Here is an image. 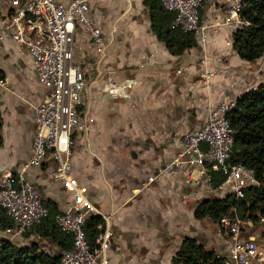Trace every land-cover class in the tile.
<instances>
[{
    "label": "crops",
    "instance_id": "crops-1",
    "mask_svg": "<svg viewBox=\"0 0 264 264\" xmlns=\"http://www.w3.org/2000/svg\"><path fill=\"white\" fill-rule=\"evenodd\" d=\"M87 1L108 45L99 60L83 26L77 25L74 56L87 78L83 106L95 119L89 130L73 137V173L112 217L111 264H176L188 237L226 256L232 239L219 232L213 217L197 216L201 203L222 197L220 189L205 180L187 182L184 171L148 178L175 157L179 137L204 120L212 106L264 82V54L252 61L238 54L233 46L236 29L224 22L221 0L206 2L201 10L208 25L205 44L198 39L182 54L171 53L153 31L145 0ZM13 10L12 0H0V70L5 79L0 83V178L27 162L36 132L34 106L48 94L42 82L30 77L31 54L6 28ZM109 75L120 85L129 80V86H120L119 95L107 92ZM52 165L49 158L26 167L25 174L45 198L64 208L71 196L52 177ZM251 229L245 237L264 239L262 229ZM0 238L10 239L1 227ZM30 239L21 235L16 242L26 245ZM43 240V248L56 251L55 243Z\"/></svg>",
    "mask_w": 264,
    "mask_h": 264
},
{
    "label": "built area",
    "instance_id": "built-area-1",
    "mask_svg": "<svg viewBox=\"0 0 264 264\" xmlns=\"http://www.w3.org/2000/svg\"><path fill=\"white\" fill-rule=\"evenodd\" d=\"M215 0H162L164 6L176 13L174 24L185 31H195L201 44L207 41V24L201 10L206 2ZM224 3V22L232 29L243 27L242 0H221ZM14 10L6 20L12 38L32 56L30 77L48 88L44 100L34 106L35 136L30 156L18 171L7 170L0 178V208L12 218L14 224L2 228L5 236L16 242L47 215L45 196L30 180L25 169L53 159L52 177L60 181L71 196L69 204L57 214L59 225L73 235V246L65 250L59 264H111V215L104 213L89 195V187L73 173V137L89 130L95 119L84 105L87 85L84 66L75 60V32L83 26L86 41L95 48L98 59L106 54L108 37L91 15L87 0H12ZM209 72L205 79H208ZM5 81L0 78V83ZM123 86H129L125 80ZM120 83L108 76L107 92L119 95ZM252 85L248 90L255 88ZM125 95L128 92L124 91ZM240 96L226 98L212 106L204 120L192 130L184 132L178 140L179 150L148 180L153 181L166 173L184 171L187 182L199 184L211 180V169L223 170L226 177L218 187L222 197L245 194L249 184L264 186L252 169L244 163H228L234 142L235 129L228 116ZM93 214H102V229L96 244L89 240L86 225ZM257 214V215H255ZM252 213L243 219L226 214L216 220L220 233L232 239L225 256L226 264H255L264 260V239L255 235L245 237V229L256 226V216L264 225V215ZM264 236V235H263Z\"/></svg>",
    "mask_w": 264,
    "mask_h": 264
},
{
    "label": "trees",
    "instance_id": "trees-1",
    "mask_svg": "<svg viewBox=\"0 0 264 264\" xmlns=\"http://www.w3.org/2000/svg\"><path fill=\"white\" fill-rule=\"evenodd\" d=\"M242 1L243 15L248 22L234 31L233 46L241 57L252 61L264 54V0ZM145 3L149 7L153 31L166 43L171 53L182 54L198 44V34L175 25L176 13L167 9L161 0H145ZM228 116L235 129L228 163H244L264 183V82L243 93ZM2 120L0 110V146L4 143ZM210 172L211 185L219 187L226 173L214 169ZM45 204L48 207L47 215L25 233L32 236L29 244L19 245L10 239L0 238V264H59L63 252L73 246V235L64 230L57 221L61 206L53 198H46ZM258 212L264 215V186L249 184L243 196L237 197L230 193L225 197H212L201 203L197 216L209 215L217 220L223 215L231 214L233 217L237 215L245 219ZM255 220L256 225H263L259 222V216ZM102 223L103 218L98 214L91 215L87 221V235L92 244H96ZM9 225H13L12 218L4 208H0V227ZM247 230L246 228L245 231ZM262 233L264 235V228ZM45 238L55 243L58 250L49 252L43 248L40 241ZM175 261L176 264H226L225 256L204 247L193 237L185 239Z\"/></svg>",
    "mask_w": 264,
    "mask_h": 264
},
{
    "label": "rangeland",
    "instance_id": "rangeland-1",
    "mask_svg": "<svg viewBox=\"0 0 264 264\" xmlns=\"http://www.w3.org/2000/svg\"><path fill=\"white\" fill-rule=\"evenodd\" d=\"M40 190V189H39ZM41 192V191H40ZM262 228H264V225H260V224H258V225H256L255 227H254V230H260V229H262ZM262 234V233H261ZM260 238H262V236H259ZM46 240H43V241H46L48 244H49V242L50 243H53L52 241H50V239H48V238H45ZM55 250L57 251L58 250V246H56L55 247ZM53 252V251H52ZM255 264H264V260H262V261H260V262H257V263H255Z\"/></svg>",
    "mask_w": 264,
    "mask_h": 264
},
{
    "label": "water",
    "instance_id": "water-1",
    "mask_svg": "<svg viewBox=\"0 0 264 264\" xmlns=\"http://www.w3.org/2000/svg\"><path fill=\"white\" fill-rule=\"evenodd\" d=\"M119 90H120V89H119ZM240 97H241V95H240ZM187 237H188V236H187ZM187 237H186V238H187Z\"/></svg>",
    "mask_w": 264,
    "mask_h": 264
}]
</instances>
